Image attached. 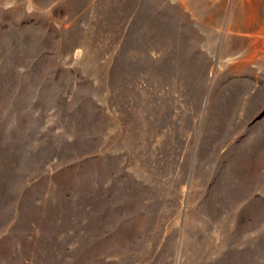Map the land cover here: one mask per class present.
<instances>
[{"label":"rangeland","instance_id":"rangeland-1","mask_svg":"<svg viewBox=\"0 0 264 264\" xmlns=\"http://www.w3.org/2000/svg\"><path fill=\"white\" fill-rule=\"evenodd\" d=\"M255 19L264 0H0V264H264Z\"/></svg>","mask_w":264,"mask_h":264},{"label":"bare ground","instance_id":"bare-ground-1","mask_svg":"<svg viewBox=\"0 0 264 264\" xmlns=\"http://www.w3.org/2000/svg\"><path fill=\"white\" fill-rule=\"evenodd\" d=\"M255 2H256V0H255ZM239 3H240V2H239ZM242 4H243V3H242ZM242 4H241V5H242ZM245 4H246V3H245ZM255 5H256V4H255ZM253 6H254V5H253ZM247 9H248V8H247ZM250 9H251V8H250ZM242 10H243V9H242ZM242 10H241V11H242ZM248 11H251V10L248 9ZM248 11H247V12H248ZM237 13H238V12H237ZM239 13H240V12H239ZM261 13H262V12H261ZM246 14H247V13H246ZM252 16H253V15H252ZM255 16H256V15H255ZM233 17H234V16H233ZM238 17H239V16H238ZM254 18H255V17H254ZM257 18H258V17H257ZM236 19H239V18H236ZM242 19H243V18H242ZM242 19H241V20H242ZM242 21H243V20H242ZM246 26H247V25H246ZM248 26H249V25H248ZM248 26H247V27H248ZM252 28H254V29H256V28H264V20H263V19H255L254 21H252ZM233 29H234V28H233ZM228 31H229V30H227V32H228ZM237 31H238V30H237ZM229 32H230V31H229ZM229 32H228V33H229ZM248 32H250V31H248ZM236 33H237V32H236ZM256 35H257V34H256ZM256 35L253 36V35H251V34H249V33H243V34H241V36H242L244 39L248 40V41L250 40V38L255 37ZM259 35H260V34H259ZM226 36H227V35H226ZM261 36H263V35H261ZM224 37H225V36H224ZM257 37H258V36H257ZM228 38H230V37L228 36ZM260 38H261V37H260ZM225 40H226V39H225ZM229 40H231V39H229ZM254 41H255V40H254ZM262 41H263L262 43H264V38H263ZM224 42H225V41H224ZM240 42H241V41H240ZM243 42H244V41H243ZM231 43H232V42H231ZM241 44H242V43H241ZM230 45H231V44H230ZM230 45H229V46H230ZM255 45H256V44H255ZM226 46H227V45H225V47H226ZM238 46H239V45H238ZM241 47H242V46H241ZM241 47H240V48H241ZM250 47H251V45H250ZM232 50H233V49H232ZM252 50H253V49H252ZM246 51H247V49H246ZM240 52H241V51H240ZM253 52H254V51H253ZM253 52H251V53H253ZM229 53H230V52H229ZM242 53H243V52H242ZM263 53H264V51H263ZM247 54H248V53H247ZM247 54H245V55H247ZM259 55H260V54H259ZM242 56H244V54H243ZM247 56H248V55H247ZM252 56H255V55H252ZM252 56L250 55V57H252ZM239 57H240V56H239ZM239 57H238V58H239ZM248 57H249V56H248ZM263 57H264V56H263ZM240 58H241V57H240ZM256 59H257V58H256ZM256 59H255V60H256ZM259 59H260V58H259ZM234 60H235V59H234ZM239 60H241V59H239ZM243 60H244V58H243ZM243 60H242V61H243ZM248 60L250 61V58L247 59L246 61H248ZM251 60H252V59H251ZM257 60H258V59H257ZM227 61H228V60H227ZM244 61H245V60H244ZM244 61H243V62H244ZM229 62H230V61H229ZM251 62H252V61H251ZM258 62H259V61H258ZM247 63H248V62H247ZM245 64H246V63H245ZM251 64H252V63H251ZM258 64H259V63H258ZM236 65H237V63H236ZM253 65H254V64H253ZM263 66H264V65H263ZM250 67H251V66H250ZM253 67H254V66H253ZM253 67H251V68L253 69ZM256 67H257V66H256ZM252 69H251V70H252ZM259 69H260V68H259ZM253 70H254V69H253ZM256 74H257V73H256ZM256 76H257V75H256ZM263 133H264V132H263Z\"/></svg>","mask_w":264,"mask_h":264}]
</instances>
